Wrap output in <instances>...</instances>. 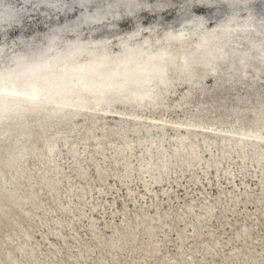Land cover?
Wrapping results in <instances>:
<instances>
[{
	"label": "rangeland",
	"instance_id": "374dc122",
	"mask_svg": "<svg viewBox=\"0 0 264 264\" xmlns=\"http://www.w3.org/2000/svg\"><path fill=\"white\" fill-rule=\"evenodd\" d=\"M17 5L25 11L23 23L7 32L0 29V47H6L20 35H39L53 24L74 19L80 11L77 8L67 16L56 14L54 8L50 11L40 6L38 0H33L27 5L17 0ZM143 8L148 10L134 8L130 13L128 12L130 9H125L124 19L119 18L121 13L118 12L115 19L110 20V22L114 21L112 25L109 26V22L95 31L100 32L99 35H111L112 32H126L142 23L150 27L151 48L158 53L156 49L162 44L158 39L163 40L164 30L167 27L176 28L183 18L194 13L204 14L203 17L208 19L205 5H198L192 0H144ZM210 9L213 11L210 17L215 18V21L223 16L222 3L211 5ZM252 10L264 11V0H254ZM240 14L243 19L246 11ZM213 22L214 20L211 21ZM85 31L88 30L85 29ZM91 34V31H88L89 37ZM250 38L257 40L258 37L250 35L240 44L230 43L233 50L222 64L226 78L216 82L211 76H206L203 79L204 93L202 95L195 93L189 103L181 104L180 102L189 84L183 80H176L174 89L165 97V104L172 108V112L164 119L184 122L195 115L197 108L200 107L209 111L208 115L212 121L219 116H224L226 123L223 127H230L233 122L230 116L233 108L237 110L239 117L251 118L255 115L261 103H264V96H262L264 95V72L259 79H254L250 72L242 77L238 66L239 57L247 53L251 52L254 62L260 58L259 52L249 45ZM197 39L201 40L200 37L195 38L185 48H181L183 43L180 44L175 37L167 43L170 49L179 55L182 51L187 53L194 51V43ZM155 52L153 54L156 57ZM230 66L236 67L237 73L231 79H227ZM253 81L257 83L255 82V87L251 89L250 84ZM143 114L144 121L146 116L152 119L162 117L160 110L151 112L146 110ZM69 118L68 128L48 131L43 138L35 140L36 152L39 155L28 158L26 163L28 172L34 175L31 181H22L19 189L33 192L36 203L15 206L5 199L4 194H0V209L6 212V214L0 212V264H11L4 259L8 253L16 264H32L31 262L35 260L41 264H159L162 259L171 257H175L176 263L184 264V261L176 256V238L177 233L181 231L185 235V240L180 250L185 256L190 251L194 252L191 264H210V262L222 264V260L234 247L246 246L252 258L257 256V250L264 251L262 250L264 249V168L255 169L256 163L253 159L241 163L239 153L235 152H232L229 159L222 160V157L218 156V149L224 143L228 145V148L235 141L224 142L217 139L213 144L212 157L207 158L202 140L198 141L199 151L203 156L202 166H205L204 172L202 169L196 170L195 167L196 172L195 170L182 172L174 168L167 175L168 177H164L159 186H152L148 182V189H145L142 187L144 175L137 171L140 165L145 163V157L141 153H136L140 147H135L136 155L132 158L134 170L129 178L125 177L124 166L121 163L112 164L113 156L110 148L124 142L120 138L117 121L113 118H102L98 120V123H102L104 128L94 129L92 133H89L80 122V118L72 115ZM127 127L138 130L135 137L130 131L126 133L129 141H134L135 144L139 140H146L148 135L145 134L143 124L132 127L131 122H128ZM213 127L215 128L216 125ZM149 131L153 134L152 137L158 139L156 127L149 128ZM171 135L172 131H166L165 145L168 151L173 149L168 143ZM95 138L102 142L104 157L94 151V143L97 141ZM46 140L55 143L59 156L57 160L62 171L58 175V186L53 194L44 188L39 173L35 174L39 167H43L42 146ZM66 145H73L76 148L77 164L69 159ZM249 149L250 146L246 147L248 154H251ZM215 159L219 160L218 173L213 171V168H208ZM78 166L86 172L84 180L76 176ZM97 167L106 171L105 182L97 178L95 170ZM46 169V176H53V171H50V168ZM225 171L230 173L231 184H228V174ZM9 176V173L6 174L7 187L11 190L13 185L9 183ZM69 185L73 188L80 186L82 190L78 196L70 193ZM163 187L165 191L167 190V196L162 194ZM54 196L58 200H55ZM233 196L236 197L234 202L231 201ZM205 203L212 204L214 213L208 221L205 220V216H202L203 219L199 217L203 220L198 223L200 236L199 239L194 238L190 230L196 221V216H200L204 211L202 206L204 207ZM188 204L192 206L191 213H186L189 211ZM156 211L163 214V221L167 224V226H157L155 229L152 243L160 249L157 256H142L144 249L147 248L148 240L143 226H139L136 229L135 242L130 241L129 236H125V247L128 249L113 257L110 245L116 236L115 233L126 232L125 227H135L145 215L155 217ZM180 216L183 221H178ZM244 226L248 227L249 236L245 241H240L235 234ZM22 232L27 233L28 236L24 237ZM214 240L219 244L212 261L209 255H202L198 253V250L200 243L212 245ZM20 245H26L28 250L34 251V257L19 254L17 248ZM186 258L190 260V256ZM77 259L80 263L76 262ZM256 262L264 264V256L258 257ZM227 264H234V261Z\"/></svg>",
	"mask_w": 264,
	"mask_h": 264
},
{
	"label": "bare ground",
	"instance_id": "6f19581e",
	"mask_svg": "<svg viewBox=\"0 0 264 264\" xmlns=\"http://www.w3.org/2000/svg\"><path fill=\"white\" fill-rule=\"evenodd\" d=\"M253 2L254 0H250V2L244 8H240L239 6L229 7L227 4L222 3V5H224L223 16H221V18L216 21L215 18H213V23H211V21L213 20L209 21L210 19H212L210 17L211 14L209 17L207 14L208 21L210 22L209 27H212L217 23L221 24L225 22L229 17L237 13H239L238 18H241L240 13L242 11H246L243 20L246 25L251 27L252 30L236 33L226 39L221 40V44L227 53V57L233 50L230 46L231 42L240 44L242 40L248 39L250 35L251 37L257 36L258 38L257 40L250 38L248 41L249 45L253 49L257 50V52H259L260 57L262 51H264V11L256 12L252 10ZM131 10L132 9L128 10V12L132 13ZM192 16L203 17L204 14H190L186 18H183L181 22L176 25V28L174 26L167 27L164 30L165 33L167 30L174 29L176 36H166L164 34L162 37L163 40L158 39V41L162 43L161 46L156 49L158 53L155 52V49L153 48H150L149 51L155 52L156 57H159L161 59L168 58V60L173 63L177 59L183 58L184 55L191 53L193 50L188 53L182 51L179 55H176L170 49V46H168L167 41L175 37L176 39H178L180 44L183 43L181 48H185L186 46L190 45V42H193V39L199 38V36L188 35V29H181L180 27L183 21L190 19ZM113 22L114 21L110 22L109 26L112 25ZM200 44L201 40L197 39L194 43V49H196ZM250 53H247L239 57L238 59V66L241 69V76L243 77L250 72L254 79H259L261 73L264 72V62H261L260 59H257V61L254 62ZM241 61L244 62L242 63ZM222 64L217 70H214L211 73L207 71H201L194 86L188 83L189 85L187 92L183 94L180 99L181 104L189 103L194 98L195 93H197L198 95H202L204 93L205 89L203 86V79L206 76H211L213 79H215L216 82L223 81L226 77L225 72L223 71ZM4 71L7 72L8 79L14 76L16 77V80L13 81L12 79H9L8 81H2L5 77L0 76V105L6 106L14 102L17 103L18 106L16 108L10 109L9 112H7L8 114H0V119L2 118L0 120V194H4L5 199L10 201L15 206L36 203L35 194L33 192L29 190L22 191L19 189L22 181H31L34 175V173L28 172L26 163L28 161V158L39 155L36 152L37 148L35 147V140L43 138L48 131H56L58 129L68 128L70 126V115L80 118V122L89 133H92L94 129L104 128V125L102 123H98V120L102 118H113L115 121H117L119 123L118 128L120 138L124 140V142L117 147L115 146L110 148L112 150L111 155L113 156L112 164L121 163L124 166L125 177L129 178L134 170L132 168V158L136 155L135 147H140L139 151H137L136 153H141L142 156L145 157V163L140 165L137 171L144 175L142 179V187L145 189H148V182L152 186H159L164 177L172 172L174 168L180 169V171L185 172L188 170L194 171L195 167L196 170L202 169V171L204 172L205 166H202L203 156L199 151L200 146L197 143L201 140L205 148L203 149L206 158L208 156L212 157V148L214 146L213 144H215V141L217 139L224 142L235 141V143L228 148V145L224 143L223 146L218 149V156H221L222 160L223 158H228L232 154V152H235L236 154L239 153V159L241 163H245V161L248 159H253L256 163L254 165L255 169L257 168L261 170L262 168H264V103H261L260 106L258 105V111L251 118L239 117L237 114V110L233 108L230 114L233 122L230 127H223V125L226 123V118L224 116H219L215 118L214 121H212V119H210L208 115L209 111L200 107L197 108L196 114L187 119V121L173 122L166 121L164 119L167 114L169 115L172 112V108L165 104V97L168 93L172 92V90L174 89L173 86V88L171 87L172 89L170 88L158 92L157 98L154 101L140 105L110 98L103 103L94 102L92 104L82 105L80 107L66 104L62 108L56 104L54 96L51 97V103H46L43 99L41 101L29 100L24 94L28 91L26 73L24 71H17V69L12 68L11 66H9ZM236 71V67L230 66V72L228 73L227 79H231L232 77H234L237 73ZM173 78L175 79V81H180L179 78H175V73H173ZM255 82L256 81H253L250 84L251 89L255 87ZM5 90H7V95L5 94ZM28 105H30V107L32 108H29ZM146 110H150V112L160 110L162 112V117L158 119H152L151 117L146 116L144 121L143 112H145ZM240 111L242 110L240 109ZM53 112H56L58 114L53 116ZM128 122H131L132 127L142 124L144 125L145 134L148 135L145 141L139 140L134 144V141L131 142L128 140L126 135L128 131H130L134 135V137L138 132V130H136L135 128L129 129L127 127ZM214 125H216L215 128L213 127ZM151 127L157 128L158 139H155L151 136L153 135L149 131V128ZM168 130L172 131L171 139L170 141H168V143H170V145L173 147L171 151H168L165 145V142L167 140L165 138V134ZM199 136L200 138H198ZM95 139H97V141L94 143V151L104 157L102 142H100L98 138ZM66 146V151L69 155V159L77 164L78 152L76 148L73 145ZM248 146H250L249 150L252 152L251 154H248V150L246 151V147ZM42 148L44 149V152L42 154L44 156V161L42 162L43 167H39L35 171V174L39 173L40 180L44 188H46L49 193L53 194L57 189L58 175H60L59 173L61 171L57 160V157L59 158L58 151L56 150L55 143L47 140L44 141ZM46 168H50V171H53V176H46ZM208 168H213V171L217 172L219 170V160H213L212 164L208 165ZM95 170L99 181L105 182L107 180L106 171L98 167ZM8 173L10 174L9 183L13 185V189L11 190H9L7 187L8 180L6 178V174ZM225 173L228 174V184H231L232 179L230 177V173H228L227 171H225ZM85 175V170L81 166H78L76 176L80 180H84ZM231 188L232 187H230V189ZM80 190H82L80 186L75 188L70 186V193H73V195L75 196H78ZM162 191L163 196H167V190L165 191L164 187ZM151 198L153 201L152 196ZM235 198L236 197L234 196L231 197V201L234 202ZM54 199L58 200L56 196H54ZM210 204L211 203H205L204 207L202 206L204 211L200 216H196V221L194 220L195 223L192 224V229L190 230V232L192 233L191 236H193L194 238H198L200 236V231L198 232V223L203 220H200L199 217L202 218V216H205V220L208 221L213 216V206L212 204ZM187 206L189 211H187L186 213H191V204H188ZM0 212L6 214L3 209H0ZM178 221H183L182 216L178 218ZM163 225L167 226L165 221H163V214H161L159 211H156L155 217H148L145 215V217L142 218V220L139 221L135 227H125L126 232L124 233L119 234L115 233L117 232L115 231L114 233L116 234V236L114 237L110 245L111 255L113 257H116L119 255V252H123L125 249H128L127 247H125V236H129L130 241L135 242L136 229L139 226H143L148 243L146 245L147 248L144 249L145 252L144 254H142V256H157L160 249L156 245H153L152 242L155 236L156 227H161ZM91 232L93 233V236H95L93 229H91ZM165 232H167V229H165ZM22 234L24 237L28 236L25 232H22ZM235 236L240 241H245L249 236L248 227H242L238 231V233L235 234ZM176 239V256L181 258L184 261V264H191L193 262L194 252L190 251L185 256L184 252L180 250L185 240L183 231L177 233ZM218 244L219 243L216 240L213 241L212 245L200 243L198 253H201L202 255H209V258L213 261V255L217 249ZM17 250L21 255L34 257V251L28 250L26 245L18 246ZM262 252L264 251L257 250V256L252 258L246 246L234 247L222 260V264H227L232 261H234V264H257V258L264 256V253ZM195 254L197 255V253ZM189 256L190 260L188 261L186 257ZM4 259L11 264H16L10 253L6 254L4 256ZM76 262L80 263L78 259ZM31 263L41 264L36 260L32 261ZM159 264L179 263H176L175 257H171L162 259ZM210 264L214 263L210 262Z\"/></svg>",
	"mask_w": 264,
	"mask_h": 264
},
{
	"label": "clouds",
	"instance_id": "9594fccd",
	"mask_svg": "<svg viewBox=\"0 0 264 264\" xmlns=\"http://www.w3.org/2000/svg\"><path fill=\"white\" fill-rule=\"evenodd\" d=\"M33 0H21L27 5ZM40 6L54 8L56 14L69 15L77 8L78 15L64 23L53 24L37 35H20L6 47H0V76L9 66L24 71L26 82L47 87L56 84L52 93L56 104L80 107L103 103L110 98L133 104L150 103L158 92L170 89L179 78L195 85L201 71L211 73L227 60L221 44L236 33L251 31L239 13L225 22L209 27L205 17L192 16L183 21L181 29L188 35L199 36L201 44L174 63L168 58L155 57L149 37L150 27L142 23L126 32L99 35L95 31L115 19L125 9L143 8L144 0H38ZM206 0H197L205 3ZM250 0H215L229 7L244 8ZM95 5V7H93ZM25 11L17 0H0V29L9 31L23 23ZM91 31V37L88 31ZM166 36H176L174 29ZM261 62L264 59L259 58ZM87 85V87H85Z\"/></svg>",
	"mask_w": 264,
	"mask_h": 264
},
{
	"label": "snow or ice",
	"instance_id": "6c2138e0",
	"mask_svg": "<svg viewBox=\"0 0 264 264\" xmlns=\"http://www.w3.org/2000/svg\"><path fill=\"white\" fill-rule=\"evenodd\" d=\"M192 2L197 3V0H192ZM215 2V0H206L205 3H200L204 5H212ZM261 58L264 59V51L261 53ZM242 63L244 61H241ZM59 85L56 84H48L47 87L38 86L37 83H30L27 85L28 91L24 93L27 98L31 101H41L42 99L46 103H51V97L53 96L52 90L53 88H59ZM87 87V85H85ZM5 94L7 95V90H5ZM15 94V93H13ZM58 113L53 112L52 115L55 116Z\"/></svg>",
	"mask_w": 264,
	"mask_h": 264
},
{
	"label": "water",
	"instance_id": "95a60500",
	"mask_svg": "<svg viewBox=\"0 0 264 264\" xmlns=\"http://www.w3.org/2000/svg\"><path fill=\"white\" fill-rule=\"evenodd\" d=\"M198 5H201L200 3H198ZM210 6L211 5H205V8L204 9H206L207 11H206V14H208V17L210 16V14L212 15V13H213V11L210 9ZM179 12V11H178ZM182 12V11H181ZM179 14V13H178ZM211 20H214L213 18L212 19H210L209 21H211ZM5 78L2 80V81H8L9 79H12L13 81H15L16 79V77H14V76H12V77H10L9 79H8V75L7 76H4ZM18 105H17V103H14V102H12L11 104H9V105H6V106H1L0 105V114L1 115H3V114H8L7 112H9V110L10 109H12V108H16ZM28 107L29 108H32V107H30V105H28ZM2 119V118H1ZM0 119V120H1Z\"/></svg>",
	"mask_w": 264,
	"mask_h": 264
}]
</instances>
